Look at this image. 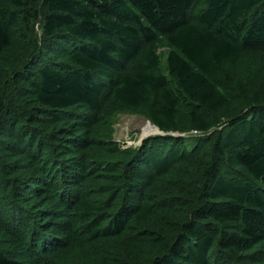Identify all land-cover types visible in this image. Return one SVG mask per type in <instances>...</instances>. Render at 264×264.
Here are the masks:
<instances>
[{"label":"trees","instance_id":"trees-1","mask_svg":"<svg viewBox=\"0 0 264 264\" xmlns=\"http://www.w3.org/2000/svg\"><path fill=\"white\" fill-rule=\"evenodd\" d=\"M0 264H264V0H0Z\"/></svg>","mask_w":264,"mask_h":264},{"label":"rangeland","instance_id":"rangeland-1","mask_svg":"<svg viewBox=\"0 0 264 264\" xmlns=\"http://www.w3.org/2000/svg\"><path fill=\"white\" fill-rule=\"evenodd\" d=\"M170 48L164 46L160 49L162 71L168 75V55ZM115 137L122 144L137 148L149 137L157 136L155 126L144 116L136 114H118L115 117Z\"/></svg>","mask_w":264,"mask_h":264},{"label":"water","instance_id":"water-1","mask_svg":"<svg viewBox=\"0 0 264 264\" xmlns=\"http://www.w3.org/2000/svg\"><path fill=\"white\" fill-rule=\"evenodd\" d=\"M157 128H158V127H157ZM158 129H159V128H158ZM159 131H160V129H159ZM159 135H164V133L160 131ZM172 135L176 136L177 134H172Z\"/></svg>","mask_w":264,"mask_h":264},{"label":"bare ground","instance_id":"bare-ground-1","mask_svg":"<svg viewBox=\"0 0 264 264\" xmlns=\"http://www.w3.org/2000/svg\"><path fill=\"white\" fill-rule=\"evenodd\" d=\"M160 133V132H159Z\"/></svg>","mask_w":264,"mask_h":264}]
</instances>
